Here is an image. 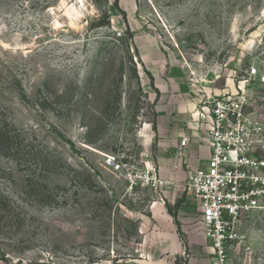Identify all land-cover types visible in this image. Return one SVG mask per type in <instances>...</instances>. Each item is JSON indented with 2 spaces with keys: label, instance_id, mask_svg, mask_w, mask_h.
Listing matches in <instances>:
<instances>
[{
  "label": "rangeland",
  "instance_id": "374dc122",
  "mask_svg": "<svg viewBox=\"0 0 264 264\" xmlns=\"http://www.w3.org/2000/svg\"><path fill=\"white\" fill-rule=\"evenodd\" d=\"M0 59V264H216L189 191L127 174L159 169L158 84L264 73V0H0ZM236 232L264 264V219Z\"/></svg>",
  "mask_w": 264,
  "mask_h": 264
},
{
  "label": "built area",
  "instance_id": "2783aa9c",
  "mask_svg": "<svg viewBox=\"0 0 264 264\" xmlns=\"http://www.w3.org/2000/svg\"><path fill=\"white\" fill-rule=\"evenodd\" d=\"M256 85H264V73L252 66L234 82V91H205L196 111L202 119L210 118L206 136L210 156L206 164L188 172L183 186L201 216L216 264L227 263L228 243L237 238L239 222L252 215L264 219V119L256 105ZM192 137L184 135L181 147L188 148ZM115 160L107 156L108 163L121 169L123 164ZM127 175L154 188L176 185L175 179L162 176L149 162L140 174Z\"/></svg>",
  "mask_w": 264,
  "mask_h": 264
},
{
  "label": "crops",
  "instance_id": "0c3cea01",
  "mask_svg": "<svg viewBox=\"0 0 264 264\" xmlns=\"http://www.w3.org/2000/svg\"><path fill=\"white\" fill-rule=\"evenodd\" d=\"M170 79L157 85L156 127L154 131L157 139V150L154 160L158 164L162 176L170 175L176 180L175 190L177 191L180 189L179 187L183 186V181L188 172L201 164H206L210 156L209 142L206 138L210 118L206 116L202 119L196 113L200 109L198 106L201 99L193 94L195 89L191 83ZM224 85L223 82L215 81L211 85H205V91L221 94L223 91L229 90L224 89ZM262 116L264 119V115ZM186 134L193 135L188 148L181 147L180 144L182 137ZM198 136L205 138L198 141L196 139ZM165 196L167 198V194ZM194 241L191 236L190 247L194 246ZM208 241L209 239L205 236V254L209 252L206 250H212L211 246L209 247L207 244ZM209 261L210 258L207 256L204 258L193 255L190 264H206Z\"/></svg>",
  "mask_w": 264,
  "mask_h": 264
},
{
  "label": "trees",
  "instance_id": "16d2710c",
  "mask_svg": "<svg viewBox=\"0 0 264 264\" xmlns=\"http://www.w3.org/2000/svg\"><path fill=\"white\" fill-rule=\"evenodd\" d=\"M4 71H8V72H10V74H13V73L11 72V69L9 68V65L6 63V61L0 59V75H1ZM1 135H2V134H1ZM1 137L4 138V139H6L7 136L5 137V134H3ZM8 138H9V137H8ZM1 260H2V259L0 258V261H1Z\"/></svg>",
  "mask_w": 264,
  "mask_h": 264
}]
</instances>
